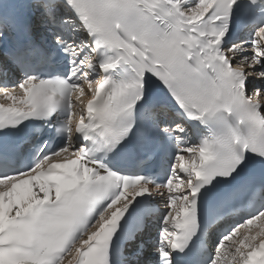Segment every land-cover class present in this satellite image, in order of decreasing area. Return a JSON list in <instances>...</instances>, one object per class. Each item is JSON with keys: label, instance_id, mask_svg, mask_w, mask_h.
I'll list each match as a JSON object with an SVG mask.
<instances>
[{"label": "snow or ice", "instance_id": "6c2138e0", "mask_svg": "<svg viewBox=\"0 0 264 264\" xmlns=\"http://www.w3.org/2000/svg\"><path fill=\"white\" fill-rule=\"evenodd\" d=\"M37 3L45 17L39 24L19 10L0 11V74L13 68L22 76L4 87L11 101L17 90L22 95L18 105L0 104V133L63 116L66 139L59 149L38 148L35 164L17 163L25 142L0 144V264H176L204 208L218 220L245 214L224 230L209 264H264V104L254 99L264 98V0ZM240 10L254 38L228 47ZM50 28L55 47L43 35ZM9 36L14 42L5 46ZM122 66L126 78L117 81ZM85 85L90 98L77 116L73 97L80 100ZM169 114L198 121L211 135L196 145L177 140L165 182L104 162L154 160L162 135L186 131ZM90 134L103 142L102 159L87 145ZM69 151L75 159L52 162ZM143 197L159 198L165 210H156L154 249L141 239L149 224ZM252 225L259 230L225 259V242Z\"/></svg>", "mask_w": 264, "mask_h": 264}]
</instances>
